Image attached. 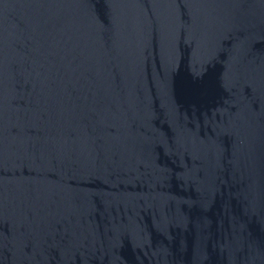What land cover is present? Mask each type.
<instances>
[{"label": "water", "instance_id": "1", "mask_svg": "<svg viewBox=\"0 0 264 264\" xmlns=\"http://www.w3.org/2000/svg\"><path fill=\"white\" fill-rule=\"evenodd\" d=\"M0 264H264V0H0Z\"/></svg>", "mask_w": 264, "mask_h": 264}]
</instances>
